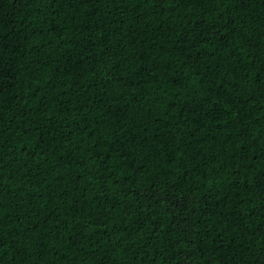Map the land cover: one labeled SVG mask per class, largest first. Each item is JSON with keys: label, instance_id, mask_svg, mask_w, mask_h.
<instances>
[{"label": "trees", "instance_id": "1", "mask_svg": "<svg viewBox=\"0 0 264 264\" xmlns=\"http://www.w3.org/2000/svg\"><path fill=\"white\" fill-rule=\"evenodd\" d=\"M0 264H264V0H0Z\"/></svg>", "mask_w": 264, "mask_h": 264}]
</instances>
